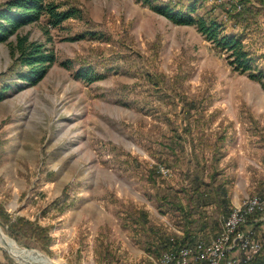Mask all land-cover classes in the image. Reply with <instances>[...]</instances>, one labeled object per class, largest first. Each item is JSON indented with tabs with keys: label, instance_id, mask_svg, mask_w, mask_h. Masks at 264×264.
Returning a JSON list of instances; mask_svg holds the SVG:
<instances>
[{
	"label": "rangeland",
	"instance_id": "obj_1",
	"mask_svg": "<svg viewBox=\"0 0 264 264\" xmlns=\"http://www.w3.org/2000/svg\"><path fill=\"white\" fill-rule=\"evenodd\" d=\"M55 1L79 10L19 27L57 55L37 82L18 77L0 41V231L45 256L0 241V264L153 263L177 245L169 238H211L234 206L264 197V0L236 13L197 0L195 10L242 37L259 77L144 0ZM82 65L98 77L79 75Z\"/></svg>",
	"mask_w": 264,
	"mask_h": 264
},
{
	"label": "trees",
	"instance_id": "obj_2",
	"mask_svg": "<svg viewBox=\"0 0 264 264\" xmlns=\"http://www.w3.org/2000/svg\"><path fill=\"white\" fill-rule=\"evenodd\" d=\"M144 1L154 9L167 15L175 22L194 23L198 29H200L206 37L212 40L217 46L229 50L228 56L230 57V62L233 63L235 68H238L241 71L248 70L249 74L252 76H260L259 73L251 70V59L253 57L250 50L246 48L242 37L233 32L223 31V21L211 9L202 13H196L197 0L189 2L188 8L175 7L169 2H155L152 0ZM244 8L245 7H243V9ZM78 10L79 8L75 6L67 8L61 7L55 0H5L0 5V41L7 40L9 42L12 55L15 60L20 62L21 69L18 71V77L23 78L30 83H35L46 73L50 65L57 59L55 51L46 46L45 42L30 38L29 33L21 32L19 27L25 23L39 19L42 15H47V23L57 25L65 18L76 14ZM229 11L230 13H236L241 10L230 9ZM13 33L16 34L15 39L10 38ZM77 73L81 76L88 77L89 79L98 77L91 75L90 73H92V69L84 68L83 65L79 67ZM8 85L9 84H2L0 87V98L4 95V90ZM178 137L181 138V135L179 134ZM257 211L260 210L256 209V212ZM253 218L252 213L249 214V221H254ZM23 219L26 222H33L31 219L24 218L22 215L18 217L17 222ZM17 222H13L12 225H16ZM6 230L17 237V233L14 234L11 228L8 227ZM25 230L29 233H34L29 229ZM187 235H189V233L183 234L177 238H169L166 247L171 244L172 240L170 242V239H175L174 241L177 245L188 240H195ZM241 264H264V244L258 252H256L251 258L243 261Z\"/></svg>",
	"mask_w": 264,
	"mask_h": 264
},
{
	"label": "built area",
	"instance_id": "obj_3",
	"mask_svg": "<svg viewBox=\"0 0 264 264\" xmlns=\"http://www.w3.org/2000/svg\"><path fill=\"white\" fill-rule=\"evenodd\" d=\"M223 1L228 11L245 6L243 0ZM256 208H264V197L259 194L246 197V202L227 213L215 236L198 237L192 242L171 246L156 257L155 262L147 264H241L264 244V236L257 233L253 221L249 222V214Z\"/></svg>",
	"mask_w": 264,
	"mask_h": 264
},
{
	"label": "bare ground",
	"instance_id": "obj_4",
	"mask_svg": "<svg viewBox=\"0 0 264 264\" xmlns=\"http://www.w3.org/2000/svg\"><path fill=\"white\" fill-rule=\"evenodd\" d=\"M0 241L4 243L7 247H9L10 249H13V251L16 253H19L25 257H30L34 259L33 261L36 260V261H39L40 263H44L45 256L42 253L36 254L35 251L30 250V249L20 251L16 243L12 239L5 236L1 231H0ZM21 258L23 259V257ZM27 260H30V259H27Z\"/></svg>",
	"mask_w": 264,
	"mask_h": 264
},
{
	"label": "crops",
	"instance_id": "obj_5",
	"mask_svg": "<svg viewBox=\"0 0 264 264\" xmlns=\"http://www.w3.org/2000/svg\"><path fill=\"white\" fill-rule=\"evenodd\" d=\"M252 6H253V7H252ZM244 7H245V6H244ZM250 8H251V10L254 11L255 8H256V6L251 5ZM263 218H264V214H262V216H260V218H258V217L255 218V217H254V218H253V219H254L253 222H254V223H257V222H258V223H259V226H262V224H263L262 219H263ZM261 229H262V228H261Z\"/></svg>",
	"mask_w": 264,
	"mask_h": 264
}]
</instances>
